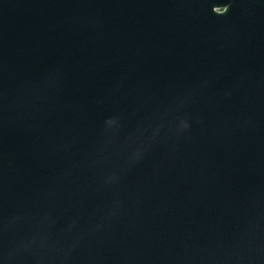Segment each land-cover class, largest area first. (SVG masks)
Returning <instances> with one entry per match:
<instances>
[{"label":"water","instance_id":"95a60500","mask_svg":"<svg viewBox=\"0 0 264 264\" xmlns=\"http://www.w3.org/2000/svg\"><path fill=\"white\" fill-rule=\"evenodd\" d=\"M0 264H264V0H0Z\"/></svg>","mask_w":264,"mask_h":264}]
</instances>
